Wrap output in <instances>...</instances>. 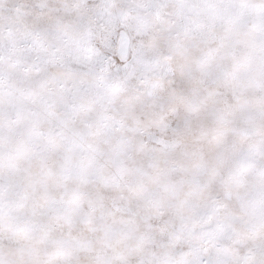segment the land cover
I'll use <instances>...</instances> for the list:
<instances>
[{"label":"snow or ice","instance_id":"6c2138e0","mask_svg":"<svg viewBox=\"0 0 264 264\" xmlns=\"http://www.w3.org/2000/svg\"><path fill=\"white\" fill-rule=\"evenodd\" d=\"M0 264H264V0H0Z\"/></svg>","mask_w":264,"mask_h":264}]
</instances>
